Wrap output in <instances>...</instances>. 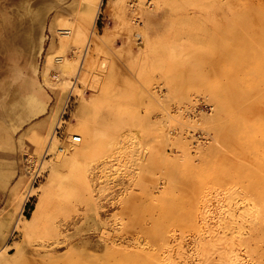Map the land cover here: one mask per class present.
I'll return each instance as SVG.
<instances>
[{"label": "rangeland", "instance_id": "rangeland-1", "mask_svg": "<svg viewBox=\"0 0 264 264\" xmlns=\"http://www.w3.org/2000/svg\"><path fill=\"white\" fill-rule=\"evenodd\" d=\"M0 131V264H264V0H0Z\"/></svg>", "mask_w": 264, "mask_h": 264}, {"label": "bare ground", "instance_id": "bare-ground-1", "mask_svg": "<svg viewBox=\"0 0 264 264\" xmlns=\"http://www.w3.org/2000/svg\"><path fill=\"white\" fill-rule=\"evenodd\" d=\"M94 1H96L97 2V5H100L101 3H102V0H94ZM138 1V0H137ZM34 3H36V1L34 2ZM87 3H89V2H87ZM38 5H40V4H38ZM24 6V5H23ZM26 6H27V4H26ZM25 6V9L27 10L28 9V7H26ZM92 6V5H91ZM102 6V5H101ZM131 6H133V5H131ZM30 7V6H29ZM41 7V6H40ZM134 7H136V6H134ZM45 8V7H44ZM30 9V8H29ZM28 9V10H29ZM35 12H36V15L38 14V21H39V24L41 23V21H42V19H43V14H44V12H41V10L39 9V11L37 10L36 11V9H35ZM35 12H33V13H35ZM18 14V13H17ZM33 15V14H32ZM13 16V15H12ZM17 16V15H16ZM16 16H13V18L14 17H16ZM24 16H28V15H25L24 14ZM33 16H35V15H33ZM19 17L20 16H18V18L16 19V24L18 23V24H21V21L19 20ZM36 17V16H35ZM11 18V17H10ZM12 19V18H11ZM10 20V19H9ZM137 20V19H136ZM122 21V20H121ZM12 22H14V20L12 21ZM81 23H79V25H80V27L81 28H84V29H88V27H87V25H86V23L84 22H82V21H80ZM9 23V22H8ZM11 24V23H10ZM22 24H23V27H25V29L27 28V29H29V31H31L32 32V35L33 34H35V36L37 35V33H38V30H40V26L37 24V23H35V24H32V23H27V22H24V21H22ZM9 25V24H8ZM10 28V26L8 27V29ZM81 28H78V27H76V26H73V27H67V28H60L59 30H60V33H61V35H62V38L59 40V42L57 43V46H59L58 48H65V47H67V42L68 41H73L74 42V40H77V39H79L78 37L80 36L81 37V35H80V33L82 32V31H79V30H81ZM15 30V29H14ZM93 30V29H92ZM28 31V30H27ZM91 33V38L92 39H89L91 42H94V43H98L97 42V40H98V38L93 34V31H91L90 32ZM94 37H93V36ZM84 36V35H83ZM69 45V44H68ZM100 45V44H99ZM60 50V49H59ZM86 55V54H85ZM53 55L52 54H50L49 55V57H48V59L50 60L51 59V57H52ZM55 56V55H54ZM56 58V57H55ZM65 58V57H64ZM63 57H61V56H59V58H58V60H60L61 61V69H62V71L64 72V74H68L69 72H71L73 69H74V62L73 61H71L70 59H64ZM87 58V60L89 61V62H92V57L91 56H88V57H86ZM59 61V62H60ZM83 62V61H82ZM74 136H71V138L69 139V142L72 140V138H73ZM82 137V136H81ZM80 143V142H79ZM51 150L52 151H54V153H56L55 155V159H57V161H58V165L60 166V167H66L68 164H69V162H70V160H72L73 162H72V168L74 169V171H75V173H76V176L77 177H79V178H81V180H83V182H84V185L85 186H87V187H89V189H90V185H91V183H90V181H91V179H90V176H89V168L87 167V166H77L78 165V162H79V160H78V157H79V152L82 150V148H76V149H73V145L74 144H78V143H70V145H72V146H70V147H67L65 144H63V143H60V145L59 144H57V142L55 141V140H53V141H51ZM74 150V151H73ZM50 151V150H49ZM79 151V152H78ZM81 153V152H80ZM69 155V158H68V160H65V158L67 157Z\"/></svg>", "mask_w": 264, "mask_h": 264}, {"label": "built area", "instance_id": "built-area-1", "mask_svg": "<svg viewBox=\"0 0 264 264\" xmlns=\"http://www.w3.org/2000/svg\"><path fill=\"white\" fill-rule=\"evenodd\" d=\"M212 105L209 103H204V100H196L194 99L192 103H189L185 108H182L181 110L184 112V116L187 118H190V121H195V119L199 118L197 117L196 113L200 111H206L207 113L212 111ZM187 134L194 138L193 143H199V142H206L208 141V138L206 135L202 132H197L192 130V128H189L187 130ZM82 141L81 135H74L71 143H79Z\"/></svg>", "mask_w": 264, "mask_h": 264}, {"label": "crops", "instance_id": "crops-1", "mask_svg": "<svg viewBox=\"0 0 264 264\" xmlns=\"http://www.w3.org/2000/svg\"><path fill=\"white\" fill-rule=\"evenodd\" d=\"M57 39L56 40H54L53 42H52V44H51V46L53 47V43L55 44V43H57ZM42 101L44 102V105H49L48 103H49V101L46 99V98H44V100H43V98H42ZM49 114V113H48ZM47 116V114L46 115H43V116H41L40 118H38L37 120H35V121H33L32 122V125L30 126V128H29V131L28 132H30V134H27V133H24V131L20 134V136L18 137L19 138V140L17 141V143H15L16 144V146H17V148H19L20 149V146H19V142H20V140L21 139H24L25 137H27L28 139H29V141H31L32 140V132L34 131V130H36L35 128H36V126L38 127V123L42 120V119H44L45 117ZM4 130H5V128H4ZM19 129H13V131H9V130H5V131H8V133H10L9 134V139H10V141H11V143H14L13 141H14V136H13V134L15 135V133H16V131H18ZM2 131H0V133H1ZM3 134V133H2ZM26 145H28V143L26 144ZM25 145V146H26ZM29 145H30V143H29ZM28 145V146H29ZM19 171V170H18Z\"/></svg>", "mask_w": 264, "mask_h": 264}]
</instances>
